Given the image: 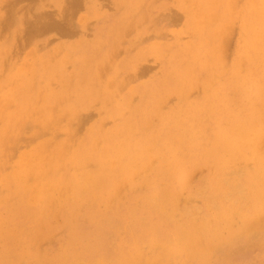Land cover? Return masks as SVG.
Masks as SVG:
<instances>
[{"label":"rangeland","instance_id":"obj_1","mask_svg":"<svg viewBox=\"0 0 264 264\" xmlns=\"http://www.w3.org/2000/svg\"><path fill=\"white\" fill-rule=\"evenodd\" d=\"M75 1L0 0V264H264V0Z\"/></svg>","mask_w":264,"mask_h":264},{"label":"bare ground","instance_id":"obj_2","mask_svg":"<svg viewBox=\"0 0 264 264\" xmlns=\"http://www.w3.org/2000/svg\"><path fill=\"white\" fill-rule=\"evenodd\" d=\"M75 3H78V2L75 1L74 4ZM72 4H73V2H72ZM247 21H248L247 26L256 25V28H259V29L264 30V5L262 7H260L258 10H255V11L251 10V11H249V13L247 14ZM18 93L19 94H16V95L18 96L19 100H15V102L17 103V105L15 106L14 110H9V111H4V110H5V105H6L7 101H9V99L11 98V95H6V96H3V94L0 95V119L2 118V120L4 119L8 123H13V122L19 120V123H21V122H23V115L24 114H28L29 115V114H31L34 111L33 108L30 107V106H28V108H27L25 106L26 105L25 101L22 100V99H25V98L28 97V94L25 93V90L24 89L23 90L20 89V90H18ZM2 107H3L4 113H2ZM39 112L42 114V116L44 118V117H46L48 115V112H50V111L46 110L45 107H43L42 109L39 110ZM66 112L68 114H71V112H69L67 110H66ZM20 113H22L23 115L20 116ZM35 127H37V126H35ZM39 129L40 128H38V130ZM245 131H246L245 128L244 129H241L240 132H236L234 134V138L225 139V142H224L225 148L228 151H231L232 153H235V154H238L239 153V155H241V150H242L243 147L239 146L238 143H244L245 142V140L243 139L244 138V133L243 132H245ZM228 140H229V143H227ZM249 142L251 143V146L252 147H255L256 146V143H257V139L255 141H249ZM120 153H123V152H119L118 154H120ZM30 158H35V155H33ZM215 159L219 161V157H217V158L215 157ZM259 169H260L259 176L264 177V164H261L260 163L259 164ZM220 170H221V167H218L217 168V171L221 173ZM237 174H239V173H237ZM220 176H221V174H219V178H218V176L216 175L215 179L211 182L212 185L214 184L213 187L214 186H217V187L220 186V184H221V178H220ZM224 182H225V180H224ZM258 195H260V193ZM168 200H170L169 199V193L166 192V194L163 196V202L168 205ZM177 229L178 230H177V242L176 243L179 244V245H181L182 247H184V248L186 247L187 248V246H189V245L192 244V241H195L196 240V238H197V231H196L195 227H186V228L185 227H179ZM211 234H212L211 232H204L205 239L209 241V239L212 237ZM203 240H204V238H203ZM176 243L174 244V247L176 246Z\"/></svg>","mask_w":264,"mask_h":264}]
</instances>
